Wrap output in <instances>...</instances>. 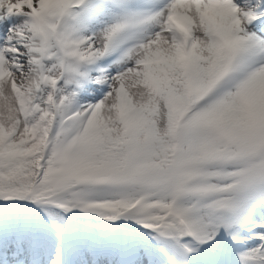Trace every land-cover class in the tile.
<instances>
[{
    "label": "snow or ice",
    "instance_id": "snow-or-ice-1",
    "mask_svg": "<svg viewBox=\"0 0 264 264\" xmlns=\"http://www.w3.org/2000/svg\"><path fill=\"white\" fill-rule=\"evenodd\" d=\"M0 264H264V0H0Z\"/></svg>",
    "mask_w": 264,
    "mask_h": 264
}]
</instances>
